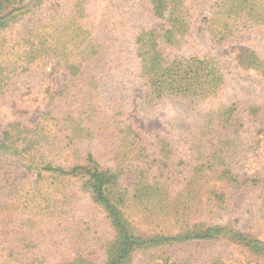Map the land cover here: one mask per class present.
Wrapping results in <instances>:
<instances>
[{
	"label": "trees",
	"instance_id": "trees-1",
	"mask_svg": "<svg viewBox=\"0 0 264 264\" xmlns=\"http://www.w3.org/2000/svg\"><path fill=\"white\" fill-rule=\"evenodd\" d=\"M43 1L0 0V58L10 49L8 58L1 64L5 66L0 75L1 92L10 87L20 68L30 70L48 58L65 60L64 69L68 74V80L49 97V106L40 120L31 127L19 122L9 124L1 134L0 217L10 203L13 212L8 220L0 221V251H4L10 243L17 244L14 249L16 254L23 252L27 246L29 250L33 248L30 237L24 236L22 228L25 222H35V219L24 220L12 217L13 214L24 217L28 211L34 214V218L50 216L51 202L59 203L52 196L54 191L62 182L75 177L79 166L72 165V162L80 158L81 147L92 142L105 145L104 156L110 157L113 164L103 168L92 154H88L85 159L89 164L90 181L87 186L90 198L103 210L114 232L112 241L105 246L100 244L103 249L106 247L104 264H128L135 252L223 241L238 247L242 256L230 264H264V241L247 233L246 224L240 221L235 225H211L196 217H189L201 211H208V215L227 211L233 213L234 198L240 192L245 194L249 186L261 184L257 176L240 181L234 173L240 132L238 129L233 131V128L241 121L235 105L220 111L217 117L206 118L208 122L202 131L187 135V142L198 145L204 151L195 162L188 163L181 176L173 170L169 171V168L166 170L165 165L169 164L172 157V153L167 150L170 142L164 143L169 141L166 136H159L160 141L166 145L157 157L152 158L156 160L144 161V156L139 154L142 149L132 144L136 132L131 128L119 132L100 127L86 128L81 121L76 120L70 128V111H87L84 106H75L78 100L70 102V91L74 92L70 85L78 89L72 98L88 93L90 98L96 100L102 95L106 68L103 61L108 51L103 45V38L90 39L85 26L78 22L69 21L64 27L61 26L64 29L52 44H49L50 39L34 35L32 28L22 23L25 18L37 14ZM152 5L154 15L158 16L156 18L167 21L169 40L174 39V32L182 36L189 32L190 16L184 0H153ZM19 24L22 29L18 31L21 33L18 40L24 41L26 49L22 53L18 51L21 55L17 56L16 48L5 47L4 43L7 33ZM210 24L208 28L219 42L237 38L244 32L255 31L260 32L264 40V0H220ZM67 30L72 32L68 34ZM153 42V32L148 30L141 31L136 38L135 50L141 64L140 76L147 88L146 100H161L170 95L210 98L221 93L227 73L217 58L211 55L175 57L172 62H168ZM248 69L264 79V63L255 51H251ZM6 70L8 73L4 75ZM248 110V130L258 128L260 133H264V113L256 107ZM114 144L120 146L113 149ZM146 158L151 159L150 156ZM12 167L26 169L36 175V181L29 183L28 187L18 188L15 194L11 191L13 195H10L8 188L11 182L8 175ZM45 181L46 186L43 185ZM131 204L162 220L170 215L181 227L174 228L168 223L163 227L161 223L157 225L158 231L154 235H138L123 212ZM261 216L264 221V213ZM30 256L28 264H44L45 258L34 254ZM8 261V257L0 255V264H8ZM16 263L23 264L19 259H16ZM59 264H92V261L83 258ZM174 264L229 263L222 254L212 252L199 257L189 254L187 258L180 257Z\"/></svg>",
	"mask_w": 264,
	"mask_h": 264
},
{
	"label": "rangeland",
	"instance_id": "rangeland-1",
	"mask_svg": "<svg viewBox=\"0 0 264 264\" xmlns=\"http://www.w3.org/2000/svg\"><path fill=\"white\" fill-rule=\"evenodd\" d=\"M152 2L153 0H45L37 14L25 18L21 23L32 28L34 35L50 39L49 44L56 42L59 32L69 21L84 25L90 39L103 38L108 55L103 61L106 68L102 95L96 100L94 97L90 98L88 93L72 98L78 89L70 85L74 90L70 91V102L78 100L75 106L87 109L70 111V128L75 120L81 121L86 128L100 127L117 132L131 128L136 132L132 144L142 149L139 154L144 156V161H155L152 158L159 155V151L166 145L164 143L170 142L172 148L167 150L172 153V157L169 164L165 165L166 170L169 168V171L173 170L179 176L188 163L195 162L204 151L198 145L187 142V135L202 131L208 122L205 121L206 118L217 117L220 111L235 105L241 121L233 128V131L238 129L240 132L234 173L239 176L240 181L257 176L261 184L249 186L245 189V194L240 192L234 198L233 213L227 211L208 215V211H201L189 217H196L211 225H235L241 221V224L247 225V233L264 241V221L261 219V214L264 213V133H260L258 128L248 130L246 125L248 109L256 107L264 113V79L248 69L251 51H255L264 63V40L261 33L244 32L237 38L219 42L208 27L220 0H184L190 16L189 32L184 36L174 32V39L169 40L167 32L170 28L167 21L156 18L158 16L153 13ZM20 24L7 33L4 43L5 47H15L17 56L21 55L18 51L22 53L26 49L24 41L18 40L21 34L18 31L22 29ZM143 30L153 32V43L161 50L165 61L172 62L175 57L207 55L217 58L227 73L221 93L210 98L170 95L161 100H146L147 88L140 76L141 64L135 50L136 38ZM67 31L68 34L72 32ZM9 51L7 49L5 56L0 58V66L8 58ZM48 59L27 71L20 68L10 87H6L3 92L0 89V140L9 124L19 122L31 127L40 120L49 106V97L68 80L64 69L66 61ZM1 67L0 75L5 70V66ZM7 73L6 70L4 75ZM159 136H166L169 141L163 143ZM104 146L87 142L81 147L80 158L72 162V165L79 166V171L54 191L52 196L59 203L51 202L50 216L34 218V214L28 211L24 217L13 214L12 217L24 220L35 219V222H25L22 228L24 236H29L34 246L31 250L27 246L18 254L14 251L16 243L5 246L0 255L8 257V264H17L16 259L28 264L32 254L45 258L44 264H59L83 258L89 259L92 264H104L106 247L103 249V246L113 240L114 232L103 210L90 198L87 186L90 181L89 164L85 162L86 156L92 154L101 167L112 166L111 158L104 156ZM119 146L116 144L113 149ZM147 156L151 159H145ZM15 167L11 168V176L8 175L11 182V187L8 188L10 195L11 191L15 194L18 188L28 187L29 183L36 181V175L24 168ZM43 185L46 186V181ZM12 212L13 205L10 203L3 210L0 221L8 220ZM123 212L135 233L141 236L154 235L158 231L157 225L161 223L163 227L167 223L174 228L181 227L170 215L162 220L134 204L128 205ZM9 238L11 239V235ZM237 249L234 244L226 241L190 247H164L156 251L135 252L128 264H174L180 257L187 258L189 254L199 257L212 252L222 254L230 264L242 257Z\"/></svg>",
	"mask_w": 264,
	"mask_h": 264
}]
</instances>
